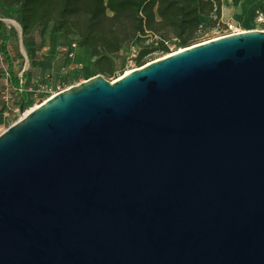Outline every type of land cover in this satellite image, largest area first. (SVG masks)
<instances>
[{
    "label": "water",
    "instance_id": "water-1",
    "mask_svg": "<svg viewBox=\"0 0 264 264\" xmlns=\"http://www.w3.org/2000/svg\"><path fill=\"white\" fill-rule=\"evenodd\" d=\"M0 264H264V33L90 79L12 123Z\"/></svg>",
    "mask_w": 264,
    "mask_h": 264
},
{
    "label": "trees",
    "instance_id": "trees-1",
    "mask_svg": "<svg viewBox=\"0 0 264 264\" xmlns=\"http://www.w3.org/2000/svg\"><path fill=\"white\" fill-rule=\"evenodd\" d=\"M235 1L240 12L241 0ZM255 1L264 5V0ZM0 8L14 10L21 41L36 28L45 31L47 38L70 37L72 47L90 61L91 71L106 77L111 74L109 57L141 38L155 39L153 52L166 56L162 46L166 40L171 41L173 52L196 46L219 18L218 0H0ZM200 18L205 23L198 27ZM1 46L2 42L0 51ZM151 53L138 52L132 60L134 68L142 67V59ZM9 85L16 87L14 80ZM21 101L18 96L17 103Z\"/></svg>",
    "mask_w": 264,
    "mask_h": 264
},
{
    "label": "rangeland",
    "instance_id": "rangeland-1",
    "mask_svg": "<svg viewBox=\"0 0 264 264\" xmlns=\"http://www.w3.org/2000/svg\"><path fill=\"white\" fill-rule=\"evenodd\" d=\"M196 1V0H193ZM199 1V0H198ZM204 1V0H201ZM218 21L212 31L203 35L196 43H206L218 38L223 26H231L235 31L242 34L244 32L264 33V5H256L255 0H241V10L238 11L239 2L235 0H218ZM14 10H4L0 8V93H10L13 89L9 85L11 80L15 81V86L19 82L21 86V103L18 104V95L8 96L11 107H19L20 114H24L29 108L36 107L40 101L54 96L55 93L77 86L93 78H100L104 83L109 84L120 78L121 74L135 70L132 60L126 62L129 51H132L133 58L138 52H152L141 61V65L156 62L164 57L155 53L156 40L145 36L139 41L123 48L118 53L109 57L111 64V74L109 77L104 75L96 76L91 71V63L86 55L72 47L68 51V46H72L73 39H66L59 36L47 38L45 31L33 29L28 35L31 37L32 46L27 44L26 39L21 41L17 36V27ZM203 21H198V27ZM162 46L166 51V56L171 54L174 49L171 41L166 40ZM68 51V60L60 51ZM8 83V86H7ZM56 83L60 86L57 87ZM16 88V87H15ZM14 88V89H15ZM31 96H34L31 98ZM0 108V116H2ZM18 117L6 119L4 122L10 126ZM1 120V118H0Z\"/></svg>",
    "mask_w": 264,
    "mask_h": 264
},
{
    "label": "built area",
    "instance_id": "built-area-1",
    "mask_svg": "<svg viewBox=\"0 0 264 264\" xmlns=\"http://www.w3.org/2000/svg\"><path fill=\"white\" fill-rule=\"evenodd\" d=\"M222 29L223 30H222V32H221V34H220V36L218 38H225V37H230L232 35L240 34L237 31H235V29H233L230 25L229 26H223ZM67 49H68V51L72 50V46H68ZM68 51H63V50L60 51V53L65 57L66 60H68L70 58V55H69ZM132 59H133V53H132V51H129L126 62L128 63V61L132 60ZM7 86H8V83H7ZM10 91H11L10 93H7L8 96H10V95H12V97H14L15 95L21 96L20 94H22V92H21V86H20L19 82H17L16 88L12 89ZM7 95L5 93H0V108H1L2 113H3V115L0 116V118H1V120H0V134H2L8 127L11 126V125L8 126V125L5 124L4 121L6 119H11V118L14 119V118L18 117L14 121V122H16L23 115V114L22 115L20 114L19 107L16 108V107H11L10 106L11 101L8 99ZM33 97L34 96H31V98H33ZM41 103H42V101H40L39 105Z\"/></svg>",
    "mask_w": 264,
    "mask_h": 264
},
{
    "label": "bare ground",
    "instance_id": "bare-ground-1",
    "mask_svg": "<svg viewBox=\"0 0 264 264\" xmlns=\"http://www.w3.org/2000/svg\"><path fill=\"white\" fill-rule=\"evenodd\" d=\"M172 53H173V52H172ZM170 55H171V54H169L168 56H170ZM164 57H166V56H164ZM162 58H163V57H162ZM127 74H128V73L124 72V73L121 74L120 77H123V76H125V75H127ZM111 83H113V82H110L109 84H111ZM49 98H50V97H49ZM49 98L45 99L44 101L48 100ZM44 101H42V103H43ZM34 108H35V107H32V108H29L28 110H26V112L22 115V117L26 116V114H27L28 112L32 111ZM22 117H21V118H22Z\"/></svg>",
    "mask_w": 264,
    "mask_h": 264
},
{
    "label": "crops",
    "instance_id": "crops-1",
    "mask_svg": "<svg viewBox=\"0 0 264 264\" xmlns=\"http://www.w3.org/2000/svg\"><path fill=\"white\" fill-rule=\"evenodd\" d=\"M200 20L203 21V24L205 23V20H204V19H201V18L198 19L197 21H200ZM203 24H202V25H203ZM202 25H201V26H202ZM52 39H53V37H52ZM26 42H27V44H29L30 46H32L31 37L28 36V37L26 38Z\"/></svg>",
    "mask_w": 264,
    "mask_h": 264
}]
</instances>
